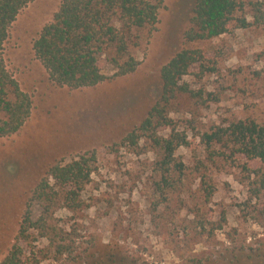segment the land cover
Segmentation results:
<instances>
[{
	"label": "rangeland",
	"instance_id": "rangeland-1",
	"mask_svg": "<svg viewBox=\"0 0 264 264\" xmlns=\"http://www.w3.org/2000/svg\"><path fill=\"white\" fill-rule=\"evenodd\" d=\"M244 1L252 21L255 0ZM60 2H29L3 44L6 68L32 107L17 132L0 136V261L17 244L30 264H264V190L254 184L264 164L227 156L219 144L221 155L210 159L200 138L212 126L247 116L264 121V22L187 41L194 0H162L157 22L134 30V71L69 88L50 79L33 49ZM182 48L206 56L203 70L193 64L182 81L208 100L185 94L176 101L170 116L190 145L175 151L184 173H173L174 188L163 193L156 187L158 149L144 137L136 145L121 140L147 115L159 95L161 66ZM86 153L95 160L82 208L71 211L56 201L49 235L33 227L20 235L26 209L33 220L44 210L33 190L47 169ZM206 183L214 188L208 199Z\"/></svg>",
	"mask_w": 264,
	"mask_h": 264
},
{
	"label": "trees",
	"instance_id": "trees-1",
	"mask_svg": "<svg viewBox=\"0 0 264 264\" xmlns=\"http://www.w3.org/2000/svg\"><path fill=\"white\" fill-rule=\"evenodd\" d=\"M31 1L0 0V136L17 132L31 112L30 95L21 89L3 58V44L9 28L18 12ZM161 3L162 0H61L51 21L42 27L33 42L35 55L54 83L69 88L94 86L107 78L131 73L139 64L132 50L136 45L134 30L156 23ZM245 5L244 0H194L189 25L184 31L185 39H208L227 32L230 26L245 28L264 22V0L249 2L252 21L243 13ZM205 61L201 49L176 51L160 68L156 101L141 122L121 140L136 145L144 137L158 149L160 179L156 187L163 193L165 189L174 188L175 182L170 179L173 173L179 176L184 173L185 165L176 159L175 151L180 146L190 145L186 131L177 128L170 114L176 109L177 99L185 94L203 103L208 100L182 81L193 64L199 62L203 70ZM160 127L168 128V134H159ZM200 138L210 159L221 155L214 148L219 144L226 149L227 156L240 153L248 160L264 164V121L247 116L226 125L212 126ZM94 160V153L79 154L47 169L46 176L33 190V198L42 203L44 210L33 220L30 207L26 209L20 235L30 227L41 231L43 236L49 235L50 208L56 201L71 211L82 208L81 193L91 180ZM255 175L256 191L264 190V172L257 169ZM213 189L206 183V199ZM22 257V249L14 244L0 264H30Z\"/></svg>",
	"mask_w": 264,
	"mask_h": 264
}]
</instances>
